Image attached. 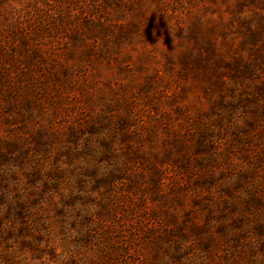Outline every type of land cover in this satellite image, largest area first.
Masks as SVG:
<instances>
[{
    "label": "rangeland",
    "instance_id": "rangeland-1",
    "mask_svg": "<svg viewBox=\"0 0 264 264\" xmlns=\"http://www.w3.org/2000/svg\"><path fill=\"white\" fill-rule=\"evenodd\" d=\"M0 264H264V0H0Z\"/></svg>",
    "mask_w": 264,
    "mask_h": 264
}]
</instances>
